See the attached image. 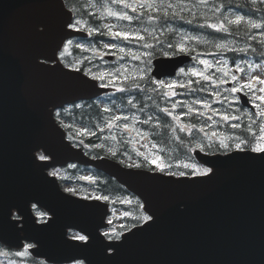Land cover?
<instances>
[{
	"label": "water",
	"instance_id": "water-1",
	"mask_svg": "<svg viewBox=\"0 0 264 264\" xmlns=\"http://www.w3.org/2000/svg\"><path fill=\"white\" fill-rule=\"evenodd\" d=\"M66 21L62 0H0V243L16 250L33 243L31 254L50 264H264V153L199 152L215 175L175 178L92 159L66 140L54 111L104 92L82 73L45 63L57 62L64 41L81 35ZM186 61L159 59L152 76L172 77ZM39 151L51 161L38 160ZM68 163L115 179L154 221L106 241L100 230L108 205L62 192L46 172ZM31 204L51 216L47 223H36ZM14 211L22 220L11 219ZM70 229L89 240L69 239Z\"/></svg>",
	"mask_w": 264,
	"mask_h": 264
},
{
	"label": "rangeland",
	"instance_id": "rangeland-1",
	"mask_svg": "<svg viewBox=\"0 0 264 264\" xmlns=\"http://www.w3.org/2000/svg\"><path fill=\"white\" fill-rule=\"evenodd\" d=\"M144 1H148V0H131L129 3L132 4L133 7H136L137 9H140L139 5L143 4ZM213 0H206V2H201V0H199L198 4H194L191 5L190 10H189V14L191 15V18L187 17L188 19H196V18H204V19H212V18H216L218 19V21L220 23H224L225 27L228 29V31L226 32V34H228V36L223 35L222 38L220 39H215V40H211L212 45L215 47V44L219 43V44H223L225 45V47L223 49H217L215 47V51H230V50H242L245 47L243 46V44H247L246 42H244L243 40L239 39V34L238 33H234V28H240L241 32L243 34H245V36H247L246 40H256L258 39L259 41H264V29H257L256 33L251 32L253 30V28H251V26L247 23H242L241 25H229L227 24L226 20H224V17H227L228 19H234L235 16L237 15H242L245 19V21L251 20L254 23H264V19H263V14L258 13V9H262L264 10V0H249L251 3H253L255 5V15L253 16L252 11L241 5L238 6L237 8H228V7H224L222 4H220L219 2L215 1L214 4H210V2ZM160 0L157 2L159 3ZM165 5L167 4H172L173 8L171 9H167L165 11H167L168 13L174 14V11L178 14H185V12H187V10L183 9L182 7L175 5V3L171 2L170 0H166L163 1ZM262 3L261 6H259L258 4ZM94 6H100L101 7V12H99V17L102 20V23L100 24L101 29H100V33H106L107 29L104 28V25H115V27L113 28V31H116L118 29V25L122 24L125 25V23L122 20L117 19L116 17H112V16H108L107 15V9H111L112 11H115L114 8H112V6L105 2V3H98L96 1L93 2ZM183 6L186 8L187 6H190L189 4H183ZM219 9V11H216V9ZM165 9V8H163ZM129 12L131 11V9H128ZM127 12V11H126ZM128 13V12H127ZM129 14V13H128ZM130 15V14H129ZM82 22V21H81ZM78 28L81 27H85L84 22H82L80 25H78ZM192 26V25H191ZM194 27V26H192ZM233 30H232V29ZM142 29H147L149 32H152V36L150 37L151 40H156L158 39V36L161 35V37H163L166 33L164 32V30L162 29H157L155 27H151V26H146V28H142ZM168 29H174L172 26L167 27ZM194 31H190L189 34L193 37H195V39H197V41L199 42L200 45H207L208 41L205 42L204 38H201L198 36L196 30L193 28ZM144 34H147V32H145L144 30H142ZM200 31H205L206 34H208L207 30H200ZM134 32H136L137 34L140 35V29L139 27H134ZM244 32H248V33H244ZM163 33V34H161ZM104 35V34H102ZM183 32L180 33V36L182 37ZM243 36V37H245ZM215 37H218V35H215ZM249 37H254V39H250ZM185 41H188V39L186 37H184ZM204 41V42H203ZM80 40H72L71 43H69L68 47L65 49H70V48H79V51L83 52L85 56H80V54L78 56H72L69 55L67 56L68 61L64 60L61 61L65 67L69 68V69H79L80 71L82 70L84 73L86 72H90L91 74H95V75H100V74H105V79L106 81H111V77H116V76H121V77H138V78H146L147 77V68L141 66L139 69V65L134 62L131 58V55H125L124 53H120L119 52V48L116 49H112V48H105L104 45L105 44H117L114 42H98L99 45H87V44H83V43H79ZM77 45H81L82 47H77ZM119 47H124L127 51L128 47L124 46V45H120L117 44ZM241 48V49H240ZM114 51V53H110V54H117V52L120 55H123V57H126L125 60H123L121 63L117 64V65H100V62H97V54L98 53H106L109 54L110 51ZM104 51V52H102ZM132 51H134L132 49ZM146 52L145 50H138V51H134L132 53H134L137 56H142V53ZM68 53V52H66ZM151 57V56H149ZM149 57H145L146 60H148ZM225 66V63L223 64ZM249 63H247L246 68H247V73L245 76H241L237 78V81H233L232 80V72H230L228 69L227 71V76L224 75L225 72L221 71L219 76H214L212 77L211 82L217 85V91L215 90H208V92H211L213 94V96L215 98H218V100H204L207 101L211 108L213 109H218L220 114H217L215 116H212V120L208 119V116L212 115V112L207 109L204 108L201 104H197L194 103V101L196 100H202V99H198L197 95L195 94V97L192 96V94L188 95V98H185L186 93L183 91H180V93L176 92L175 95L170 94L169 95V103L172 102V104H176L177 106L175 108H173L174 110H184V112H188L189 116H194L195 114H198V119L201 121L199 123V129L203 128L204 131H202L203 133V139H201L197 145H208L209 143H212L214 146H216V144H219V140L221 139H225V141L227 140L229 143V149L230 148H235L234 147V140L235 137L229 135V133H227V131L225 129L223 130H219L217 127H224L226 125L230 126L231 128L233 124L235 123V120H230L228 122L222 121L220 116L221 114H228L229 116H237L239 117V120L242 119L244 116H246L247 118L250 117V114L247 111H244L242 109V107L239 104H236V98L237 96L235 95V93H231L228 89L226 88L225 84H227L228 82H236L237 87L246 82L247 78L251 75H255V76H260L262 78H264V67L262 66H257V67H249ZM205 66V65H204ZM240 67V65H239ZM144 69H146V72L144 71ZM119 70V71H117ZM195 70L197 72H203L205 73L208 68L205 66L203 71H200L199 69L196 68H190L188 71L184 70V72L182 73V75L178 78H176L174 81H165V84L162 88H183V87H179L180 84H183L185 86L188 87H192L193 84H187L186 83V79L189 77V75H191L192 71ZM91 77V75H88ZM186 76V77H185ZM196 78L199 76H195ZM200 80H203L201 77H199ZM213 79H216L217 81H214ZM220 80H224V83H219ZM156 86H158V88L160 87L157 83H155ZM264 87V85L259 84L258 82H254V92L256 96H260V95H264V93H261L258 91L259 88ZM108 88V87H106ZM110 92H112V89L110 88ZM215 92H219L220 95L219 96H215L214 93ZM111 94V93H110ZM251 97L253 98L252 93L250 92ZM226 97V99H225ZM254 99V98H253ZM105 102H103L104 104ZM254 104L258 105L261 104V101L254 99ZM256 107V106H255ZM192 108L194 111L189 113L188 109ZM261 108H264V104H261ZM261 108H257V113H260ZM228 111H230L228 113ZM199 112H203L204 115L201 116L199 115ZM210 112V114L208 113ZM114 117V119H116V117H120V119L122 120L120 123L118 124H114L113 128H111L110 130H108L107 132L101 131L103 133L101 138H105L104 140L107 141V143H101L106 150H108V152L110 153V156H114L117 155L116 160L121 163L122 165H125L126 167L129 168H134V169H138L139 167H136L137 164H139L141 166V164L143 163H147L149 160L152 159V153L151 150H155L154 147H151L146 141H144V137L143 134L141 132V130L139 128L136 127V122L138 120V116H133L132 114H128L132 121L131 123H127V120L124 119V117H128V116H122L125 114H121V112L119 110H115L113 113H111ZM167 114V113H166ZM178 114H182V112H179ZM121 115V116H119ZM147 116L151 115V114H146ZM111 118V117H109ZM125 125H127V128H125ZM198 131V129H197ZM217 133V135L215 137L212 136V133ZM207 134V135H206ZM117 138H120L123 140L124 143H122L121 147H119L116 144V140ZM211 138V139H209ZM239 142V140H237V143ZM198 147V146H197ZM200 148V147H198ZM237 150V149H235ZM42 154L39 153V156H41ZM180 168H184L182 164L178 165ZM142 169V168H141ZM52 171V175L55 176L57 179H63L66 175L63 171H61V169H54L51 170ZM171 170L165 169V171H161V173H164L166 175H168V172ZM173 172V171H171ZM176 173V172H174ZM174 177H179L178 175H173ZM82 178L84 180H89L91 177V174H89L88 172H84L82 175ZM75 178L73 177H67L66 181L62 184L60 183L62 189L64 191H68V189H72L73 190V195L79 198H83L84 195H86V199H91L92 196H97V192L92 191L90 188H86L84 187L82 184H78V183H74ZM125 200H128L127 198H124L122 200L117 201L116 204H120L122 202H124ZM114 214L116 216H120L119 214V209L115 208L113 209ZM34 214L38 219V222H46L47 221V214L45 212H43L42 210H38L35 209L34 210ZM117 224H120V221H118ZM68 236L72 239H74V237L76 236H80L79 233L75 232V231H70L68 233ZM110 240H116L115 236H110L107 237ZM30 250V249H29ZM0 264H22V263H18V262H14V261H7L4 259H0ZM76 264V263H75Z\"/></svg>",
	"mask_w": 264,
	"mask_h": 264
},
{
	"label": "trees",
	"instance_id": "trees-1",
	"mask_svg": "<svg viewBox=\"0 0 264 264\" xmlns=\"http://www.w3.org/2000/svg\"><path fill=\"white\" fill-rule=\"evenodd\" d=\"M219 1L222 5L237 8L238 6L244 5L245 7L253 8L247 0H216ZM213 3V2H211ZM260 5V4H259ZM78 7H81L78 4ZM82 14H86V12L81 9L80 11ZM260 13L264 14V11L262 9H259ZM188 16L185 14H181L177 17L179 27L187 26L190 27L191 25L194 26V23H197V21H192V19H188ZM173 18V17H169ZM191 20L192 23H188V21ZM200 23H203L200 21ZM205 23V22H204ZM219 21L216 19H211L208 24H218ZM211 33L215 32L214 28H210ZM234 33L241 34L239 35V38L243 37V33L241 32L240 28H234ZM97 34H92V39L97 41ZM163 42L158 43H166L163 39H160ZM252 49L257 50V52L262 53L264 52V44L259 42L256 44H249ZM205 48L206 47H201ZM260 59V58H259ZM258 59V60H259ZM131 80L132 79H121L118 78L112 82L111 85L115 86L116 91L115 93L109 97L106 100L107 103H112L111 109L114 107H121L123 108L125 105V93L128 91H134L137 93V95L133 96V103L136 105V109L138 111V108L141 107L142 109H145L147 107L149 109V113L152 114L153 111L157 113L155 110H153L152 104L150 102H154L158 99L157 92H152L150 90H147L145 87L149 86L146 84V82L138 81L146 90L140 91L138 89H132L131 88ZM119 89H127L126 91H120ZM140 92H147L152 95V100H143V98H146L143 95H139ZM107 111H105L104 107L101 106L100 100H94V101H88L83 102L79 105H72L67 110L59 111L56 114V118L58 123L65 129L68 139L75 145L81 147L87 154H90L95 157H109L110 153L100 144L101 142H104L102 138H100V131L99 128H96L100 122H106V116ZM162 121L161 119H159ZM102 129H105L106 126L101 127ZM162 128L164 127V123L162 122ZM159 140H161L162 144L170 148L173 151L167 152L165 154H162L157 162L150 163L148 165H145L143 167L147 168L148 170H158L156 167L157 164H161L162 162L167 163L169 167V170L180 172L184 171L188 173V175H191L189 169L180 168V167H174L173 162L178 160H185V161H192L193 155V145L190 143V140L188 137H186L183 133L179 132V138L177 142L173 139H170L166 136H159ZM120 144V142H118ZM117 155L112 156V159H116ZM201 168V167H200ZM64 172L66 173V176H73L75 178V182L78 184H82L84 187L90 188L92 191L97 192L99 199H102L103 201L109 202L110 206L112 208H119V214L120 216H116L115 214H111V221H110V228L108 230V236H119L122 232L127 231L133 226L139 225L142 223L139 217L143 215L141 211L140 203L132 196H130L124 188L119 186L114 180L109 179L105 177L104 175L95 172L94 170L90 168H82L79 166H74L71 169L65 168ZM84 172H90L92 175V178L89 180L82 179V174ZM62 182L65 180H61ZM71 193V192H69ZM106 198V199H105ZM127 198L128 200H125L124 202L120 204H116V201ZM97 199V198H96ZM118 221H120V224H117ZM25 250H22L20 252H24ZM17 252L8 250L6 248H3L0 246V257L10 260V261H19V262H26L28 264H45L42 261H38L34 259L28 252L24 256H17ZM81 264V263H79Z\"/></svg>",
	"mask_w": 264,
	"mask_h": 264
},
{
	"label": "snow or ice",
	"instance_id": "snow-or-ice-1",
	"mask_svg": "<svg viewBox=\"0 0 264 264\" xmlns=\"http://www.w3.org/2000/svg\"><path fill=\"white\" fill-rule=\"evenodd\" d=\"M201 2L202 3L206 2V0H201ZM254 2H255V0H254ZM113 3H121V4H123V7L125 9H129L130 8L132 12H137V8L133 7L132 4H130V3H126L125 0H113ZM139 7L141 9L148 8V9H152L153 11H155L157 8L171 9V8H173V5L170 4V3L165 5L163 0H160L159 3H157V0H148V2L140 4ZM106 11H107V15L108 16L116 17L119 20H124V21L131 22L134 19H137V20H140L141 23H143L140 15H138L136 17H133V16L129 15L127 12H115V11H112L110 8L107 9ZM216 11H219V9L217 8ZM168 15L169 14H168L167 11L163 12V16L165 18H167ZM153 19H154L153 16H151V15L148 16V20L149 21H152ZM224 20H226L227 24H229V25H241L242 23H247L253 29H264V23H254L251 20L245 21V19H244V17L242 15H237V16H235L234 19H228L227 17H224ZM66 23H68V27L70 29H74V30L79 31L80 29L77 26L80 25L82 22H81V20L76 19L73 22L66 21ZM188 23H192V21L189 20ZM203 26L204 25H201V27H203ZM114 27H115V25H107V24L104 25V28L107 29V32L106 33H102V34H107V35L111 36L114 39H123L125 41L129 40L130 38H134L137 42L145 41V36L139 35L136 32L128 29L127 27H124V29L120 30V31H113ZM207 27L214 28L217 31H220V30H223L225 32L228 31V29L225 27L224 23L208 24ZM99 31H100V29H88V32H89L90 35L93 32H99ZM144 31L147 32L148 36H150V37L152 36V32H149L147 29H144ZM168 31H171V29H168ZM161 34H163V33H161ZM249 38L250 39H254V37H249ZM182 39H183V37H182ZM187 39H195V38L194 37H187ZM262 42H264V41H262ZM69 43H71V41H69ZM77 47H82V46L81 45H77ZM104 47L105 48H112V49L119 48V52L120 53H124L125 55H131L132 59H134V60L141 59V56H137V55L133 54L131 49H127V51H126V49L124 47H119L117 44H105ZM142 47L145 48V49H152L154 47V45L149 44L147 42H144L142 44ZM167 47L169 49H172V48H174V45L170 43V44L167 45ZM215 47L217 49H223L225 47V45L217 43V44H215ZM175 48L180 53H184L185 52V47L182 44L175 45ZM253 50L255 51V49H253ZM241 51H243V50H241ZM151 55H152L151 52L142 53V56H144V57H149ZM164 55L167 56V55H169V53L165 52ZM121 59H123V56H121ZM200 63L205 65L207 68H211L212 67V65L209 64L208 61H206V60H201ZM220 63H221L220 61H217V64H220ZM249 67L251 68L253 66L249 65ZM76 70L79 71V69H76ZM217 70L219 71V68ZM117 71H119V70H117ZM144 71L146 72V69H144ZM180 71L183 73L184 69H181ZM236 71L243 73V72H245V69L237 66ZM191 74L202 77V79L204 81H208V80L211 79L208 75H205L203 72H197V71L193 70ZM85 75H91V79H93V80L103 81L105 79V74L95 75V74H91L90 72H86ZM224 75L227 76V71H225ZM128 79H129L128 77H125V80H128ZM141 79H143V77H141ZM232 80L233 81H237V77L235 75H233L232 76ZM224 82H225L224 80H220L219 81V83H221V84L224 83ZM254 82H258L259 84L264 85V78H262L260 76L251 75V76H249L247 78L246 82L240 84L238 87H232L229 91L231 93H239V92H242L245 89H247L249 92L252 93L254 99L259 100V101H261V104H264V95H260V96H256L255 95ZM153 83H157L160 87H163L164 84H165L164 81H153ZM188 83L191 84L192 82L189 81ZM100 86L101 87H106L107 85L104 84V83H101ZM130 86H131L132 89H138L140 91H145L146 90L135 79L131 80V85ZM179 87H185V85L180 84ZM119 90L120 91H126L127 89H119ZM147 90H150L152 92H157L158 91V89H156V88L147 89ZM201 90H203V89H201ZM258 91L261 92V93H264V87L259 88ZM172 94L175 95V93H172ZM164 95L167 96L168 93H164ZM214 95L215 96H219L220 93L219 92H215ZM225 99H226V97H225ZM129 103L132 104V101L129 100ZM194 103L201 104L204 108H207V109H209L212 112V115L208 116L209 120H212V116L220 114L219 110L211 108L210 104L207 101L196 100V101H194ZM261 104H258V105H255V106L257 108H261ZM132 106L135 107L134 104ZM176 106H177L176 104L172 105L173 108H175ZM105 111H108V109H105ZM161 111L166 112L168 115H172V113L168 112L167 109H161ZM188 111H189V113H191L194 110L192 108H189ZM259 114L261 116H264V108H261V111H260ZM199 115L203 116L204 113L203 112H199ZM220 118H221L222 121H225V122H228L230 120H238L239 119V117H237V116H229L228 114H221ZM116 119H120V117H116ZM124 119L127 120L128 117H124ZM173 119H176V117H173ZM250 119H251V117H250ZM151 120H152V117L149 116L147 120L143 121V123L148 124ZM192 127L194 128L195 126H192ZM232 127L233 128H239L241 126L239 124H233ZM125 128H127V125H125ZM180 130L181 131H188L189 129L186 126H184V127H181ZM249 130H251V126H249ZM200 131H204V129L201 128ZM259 131H260V135L258 137L257 143H255V144H253L251 146V151L253 153H264V126H261ZM216 135H217V133H215V132L212 133L213 137H215ZM252 135H253V138L256 139L255 133H253ZM209 139H211V138H209ZM248 144H249V142L247 140L240 139L238 143L234 144V147L237 150H242V145L243 146H248ZM197 146L200 147L201 151L205 150V146H203V145H197ZM212 146H213V144L209 143L206 147L207 148H211ZM229 147L230 146L225 141V139L219 140L218 150H222L224 152H227L229 150ZM38 158L40 160L46 159V157L44 155H41ZM136 167H140V165L137 164ZM156 167L160 171L163 172V171H165V167H170V166H164V165H161V164H157ZM183 167L185 169H189L191 175L197 177L198 179L199 178H206V179L210 180L212 178V176L215 175V172H214L213 168H200L196 164H184ZM168 175L169 176L178 175L179 177H185L186 175H188V173H186L184 171H180L178 173H174V172L169 171ZM68 191L71 192L72 189H68ZM97 199H99V197H97ZM10 213H11V210H10ZM8 216L6 217L7 223H8ZM138 219H140L145 224H147L148 222H153L154 221V217L152 215H149V214H144L141 217H139ZM11 227L15 228L16 224L12 223ZM104 235L108 236L109 234L107 232H105ZM74 239L79 240V241H87L88 237L84 236V235H80V236L74 237ZM116 239L119 240L120 237L117 236ZM31 247H32V245H26L25 246V251L24 252H17L16 255L17 256H24L26 254L27 250L29 248H31ZM106 247L108 249H110V250H117L120 247V245L109 244ZM78 264H79V262H78Z\"/></svg>",
	"mask_w": 264,
	"mask_h": 264
},
{
	"label": "flooded vegetation",
	"instance_id": "flooded-vegetation-1",
	"mask_svg": "<svg viewBox=\"0 0 264 264\" xmlns=\"http://www.w3.org/2000/svg\"><path fill=\"white\" fill-rule=\"evenodd\" d=\"M88 2L93 5V2H91L90 0H88ZM186 14L188 16L189 12L187 11ZM183 29L189 30L188 27H183ZM158 37L160 38L161 35H159ZM174 41H175V45L182 44L185 47V52L184 53L178 52V50H176L175 47L172 48L175 51V55L187 54L191 58V63L188 66H186L184 68V70L188 71L190 68H196V69L204 70L205 66L203 64H201L200 61L201 60H206L208 58H211L209 52H207V51H195L194 50V42L191 41V40L185 41L184 39H182L181 36H179L178 33L176 34V36L174 38ZM254 55H255V52H251V57H253ZM223 56L226 57V54L223 55ZM244 57L249 59V55L248 54L245 55ZM141 64H143V61L141 62ZM188 79L191 80L193 86H194V80L195 81H199V78H196L193 75H189ZM201 87L195 94L197 95L198 99L208 100L212 96V94L208 92L205 82H203ZM201 89H203V90H201ZM244 93L248 96V98H249V100H251V102L254 100V99H252L250 93H248L247 91H244ZM191 94H192L193 97H195V94H193V93H191ZM167 109L170 110L171 107L169 106ZM254 112L255 111L252 110V114L250 116L251 119L249 117V118H244L241 121L240 137H238L235 134L234 142L237 141V140H240V139L248 141L247 132H246V128H245V125H244V121H245L246 123H248V122H250L252 124L256 123V125L253 127V133H255L256 139L253 138V135H251V139H252V141L254 140V144L257 143L258 137L260 135V131L259 130L261 128L259 125H257V122H259L261 120H264V116H259L258 114L254 113ZM150 116L152 117V120L148 124L143 123V121L147 120L149 116H147L143 121H141V125L144 128V130H145V134L148 133V130H157V129H161L162 128V121H160L159 118L156 115H150ZM185 117L188 118V119L190 117L191 118H193V117L195 118V116H189L188 112H185ZM197 121L199 123L201 122L198 118H197ZM187 124H188V127H187L188 129H194L195 128V127L194 128L192 127V126H195V125H191V123H187ZM230 131L236 133V131H238V130L235 129V130H230ZM150 144L152 145L153 143L150 142Z\"/></svg>",
	"mask_w": 264,
	"mask_h": 264
},
{
	"label": "bare ground",
	"instance_id": "bare-ground-1",
	"mask_svg": "<svg viewBox=\"0 0 264 264\" xmlns=\"http://www.w3.org/2000/svg\"><path fill=\"white\" fill-rule=\"evenodd\" d=\"M179 16V15H178ZM177 16V17H178ZM177 19V18H176ZM177 21H178V19H177ZM179 22V21H178ZM180 25L178 24L177 25V29H180L181 27H179ZM190 27H192V26H190ZM190 31H194L193 30V28H191L190 30H188V32H190ZM160 39H163L162 37H160ZM161 45H164V46H166L167 45V43H160ZM134 99L132 98V103L134 102L133 101ZM143 100L145 101V100H148L147 98H143ZM135 105V104H134ZM135 109H136V105H135ZM136 112L138 113V114H141V115H145V116H147L146 114H150L149 112V109L147 108V107H145V109H142L141 107H139L138 108V111H137V109H136Z\"/></svg>",
	"mask_w": 264,
	"mask_h": 264
}]
</instances>
